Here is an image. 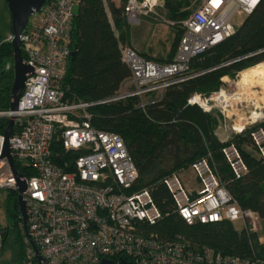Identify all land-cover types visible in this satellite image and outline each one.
<instances>
[{"label":"built area","instance_id":"2783aa9c","mask_svg":"<svg viewBox=\"0 0 264 264\" xmlns=\"http://www.w3.org/2000/svg\"><path fill=\"white\" fill-rule=\"evenodd\" d=\"M79 2L47 0L39 17L29 22L20 37L32 71L26 77L18 107L0 109V118L14 117L9 146L21 173H14L9 155L4 153V132H0V189L19 194V181H26L22 192L26 228L23 220L20 223L22 264H264V258L225 253L207 244L191 247L185 240L166 238L151 228L163 212L148 187L133 188L139 170L123 136L96 127L88 110L91 104L130 95L140 96L145 106L149 92L162 95L169 85L193 76L187 73L192 57L234 34L239 25L234 18L252 13L260 0H202L190 17L178 21L185 32L171 61L147 58L132 45L121 42L131 75L115 94L91 102L71 101L62 82L72 52L71 30ZM163 7L162 0H128L125 15L129 22L153 17L174 25L176 20L161 15ZM12 38L9 33L7 39ZM223 91L231 94L223 85L208 96L195 93L188 100L206 110L221 102L226 108L231 99L214 98ZM200 98L209 106H204ZM252 112L241 123L235 120L232 131L243 132L264 119V115L253 116ZM250 133L264 160V125ZM55 137L63 142L65 153L80 151L66 161L70 169L53 160ZM230 137L231 133L222 138L227 142L222 151L235 177L241 178L249 167ZM28 169L34 173L28 174ZM188 169L199 182L197 187L184 180L182 171ZM163 182L175 209L187 223L241 220L242 228L238 229L259 230V213L241 205L222 179L211 152L187 169L172 172ZM2 239L0 231V251Z\"/></svg>","mask_w":264,"mask_h":264},{"label":"trees","instance_id":"16d2710c","mask_svg":"<svg viewBox=\"0 0 264 264\" xmlns=\"http://www.w3.org/2000/svg\"><path fill=\"white\" fill-rule=\"evenodd\" d=\"M127 1L80 0L77 5L71 30L72 52L62 80L66 97L71 101L107 98L119 91L131 75V67L123 59L120 47L121 42L131 45V40H126L131 25L125 15ZM200 3L201 0H164L162 15L167 20L177 21L174 24L177 31L163 62L174 58L184 35L185 29L178 21L190 17ZM22 51L26 57L23 48ZM252 65L264 69V0L246 15L234 34L192 57L187 73L193 76L169 85L162 95L149 92L145 106L141 105L140 96L130 95L91 104L88 110L96 127L123 136L139 170L133 188L148 187L163 212L160 221L151 228L166 238L185 240L191 247L207 244L225 253L264 258V234L258 230L238 229L228 219L187 223L175 209L171 193L163 182L172 172L187 169L195 160L211 152L228 188L242 206L259 213L264 228V160L253 145L250 133L264 125V119L247 126L243 132H231L230 139L239 146L249 167L243 177L236 178L222 151L227 142L216 133L226 120L225 114L219 108L205 110L199 103L188 100L195 93L210 95L225 84V76L235 79ZM256 75L259 80L255 86L264 90L257 71ZM14 78V46L11 39H0V109L11 106ZM8 123V118H0V132H5ZM79 153H65L63 142L57 137L52 142L53 160L59 165L66 166V161ZM66 168L70 169L71 164ZM27 172L34 173L33 169ZM9 191L7 211L20 226L23 218L14 208L18 192ZM0 231L3 233L1 253L8 230L1 227ZM23 254L21 240L14 264H22Z\"/></svg>","mask_w":264,"mask_h":264},{"label":"rangeland","instance_id":"374dc122","mask_svg":"<svg viewBox=\"0 0 264 264\" xmlns=\"http://www.w3.org/2000/svg\"><path fill=\"white\" fill-rule=\"evenodd\" d=\"M117 2L119 1L117 0ZM76 10L77 6L75 8V11ZM160 13L161 15L164 14L161 9ZM38 17L39 13H36L31 16L30 21H33ZM245 17L246 16L235 17L233 21L236 24H240V21L245 19ZM176 31L177 28L165 20L143 17L138 23L131 22L126 40L129 42L132 39H136L137 43L140 44V47H143L146 52L153 55L156 60L163 62V59L167 57L169 50L173 45ZM11 32V15L7 2L6 0H0V39L7 38ZM250 67H247L249 69L245 68L247 70L243 69L244 71L242 70L235 79L229 76L225 77L224 87H226L232 95H236L238 92L241 93L245 99L240 100L233 98L231 99V105L226 106V108L223 107V102L218 106L213 107L219 108L223 111L226 118V120L216 129V133L220 138L225 139L228 137L233 130L232 125L235 123V120L241 123L240 120L245 118V115L251 114L252 110L261 111L257 108L264 106V90L260 88V86H255V83L259 80L255 71L261 67ZM255 99L257 104L253 102ZM262 111H264V109H262ZM182 176L189 186L197 187L199 185V182L195 179L191 169L182 171ZM9 192V189H0V228L4 227L8 230L4 249L0 253V264H14L18 257L19 247L21 245L20 226L16 224L15 217L10 215L7 211ZM234 224L236 227L242 228L241 220H237ZM262 224L263 223L260 220L258 232L261 235L264 234Z\"/></svg>","mask_w":264,"mask_h":264},{"label":"water","instance_id":"95a60500","mask_svg":"<svg viewBox=\"0 0 264 264\" xmlns=\"http://www.w3.org/2000/svg\"><path fill=\"white\" fill-rule=\"evenodd\" d=\"M47 0H6L9 12L11 15L12 23V34L13 38L11 42L14 46V71L15 78L12 87V100L11 108L16 109L18 107V101L21 94L25 88V80L30 71H32V66L27 62L22 51V41L20 35L27 27L30 22L32 15L39 13L46 3ZM14 117L9 119V123L4 132L5 144L4 153L9 155L12 168L17 176L21 173L17 169L13 157L10 153L9 138L13 132ZM26 189V181H19V194L15 198L14 208L21 213L23 218V223L26 228L27 221V211L26 204L23 198L22 192Z\"/></svg>","mask_w":264,"mask_h":264},{"label":"bare ground","instance_id":"6f19581e","mask_svg":"<svg viewBox=\"0 0 264 264\" xmlns=\"http://www.w3.org/2000/svg\"><path fill=\"white\" fill-rule=\"evenodd\" d=\"M257 74L260 77V79L262 80L263 84H264V70L263 69H257ZM264 94V93H263ZM260 95V94H259ZM215 100L221 99V100H226L229 101L230 99L236 98V99H245V97L241 94V93H236L235 94H229L227 92H224L219 94L218 97H214ZM218 98V99H216ZM199 101L204 105V106H209V104L203 100L202 98L199 99ZM255 104H257L256 99L255 101H253ZM258 106V105H257ZM259 107V106H258ZM253 116H259V115H264V111H253Z\"/></svg>","mask_w":264,"mask_h":264},{"label":"crops","instance_id":"0c3cea01","mask_svg":"<svg viewBox=\"0 0 264 264\" xmlns=\"http://www.w3.org/2000/svg\"><path fill=\"white\" fill-rule=\"evenodd\" d=\"M117 1V0H116ZM119 1V0H118ZM162 1H164V0H162ZM202 1V0H201ZM243 21V20H242ZM126 43V42H125ZM128 44V43H127ZM131 45L133 46V47H135L142 55H144V54H147V55H149L150 56V59H154V60H156L155 58H154V56L153 55H151L150 53H148V52H146L144 49H143V47H140V44L139 43H137V40L136 39H132L131 40ZM145 56V55H144ZM146 57V56H145ZM148 58V57H147ZM158 61V60H157ZM255 74H256V71H255ZM257 76V75H256ZM225 77H227V76H225ZM225 77H224V80H225ZM258 78V77H257ZM256 84V83H255Z\"/></svg>","mask_w":264,"mask_h":264}]
</instances>
